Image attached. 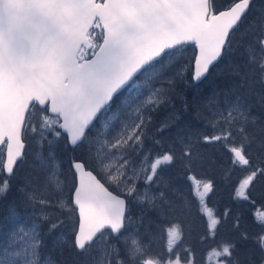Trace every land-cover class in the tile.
Masks as SVG:
<instances>
[{
	"label": "snow or ice",
	"instance_id": "obj_1",
	"mask_svg": "<svg viewBox=\"0 0 264 264\" xmlns=\"http://www.w3.org/2000/svg\"><path fill=\"white\" fill-rule=\"evenodd\" d=\"M0 204V264H264V0H0Z\"/></svg>",
	"mask_w": 264,
	"mask_h": 264
},
{
	"label": "trees",
	"instance_id": "obj_2",
	"mask_svg": "<svg viewBox=\"0 0 264 264\" xmlns=\"http://www.w3.org/2000/svg\"><path fill=\"white\" fill-rule=\"evenodd\" d=\"M211 88L212 85L210 84L209 81H205L202 85H201V89L206 90V95L211 93ZM180 95L183 96L187 102L192 105L194 103H196L198 101V95L197 93L189 90V89H180ZM176 108L179 109L181 106V101L180 100H175L174 101ZM163 116V113L161 114V118ZM183 119V117H182ZM6 212V204H0V217H2Z\"/></svg>",
	"mask_w": 264,
	"mask_h": 264
}]
</instances>
